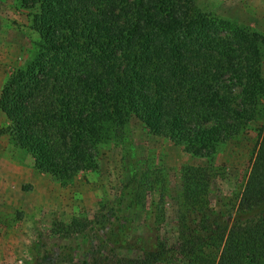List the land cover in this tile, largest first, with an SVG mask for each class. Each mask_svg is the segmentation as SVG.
Wrapping results in <instances>:
<instances>
[{"label":"trees","instance_id":"1","mask_svg":"<svg viewBox=\"0 0 264 264\" xmlns=\"http://www.w3.org/2000/svg\"><path fill=\"white\" fill-rule=\"evenodd\" d=\"M18 1L35 9L38 40L0 93L9 122L0 136L35 169L61 184L96 169L100 150L125 144L134 117L208 162L182 170L177 243L162 209L138 246H116L145 208L130 147L119 196L92 221L41 235L32 264H75L88 240L92 256L79 264L110 262L101 259L107 249L136 256L117 264H264V128L237 204L216 210L210 201L218 153L264 121V38L195 0Z\"/></svg>","mask_w":264,"mask_h":264},{"label":"rangeland","instance_id":"2","mask_svg":"<svg viewBox=\"0 0 264 264\" xmlns=\"http://www.w3.org/2000/svg\"><path fill=\"white\" fill-rule=\"evenodd\" d=\"M195 1L200 10L247 27L264 38V0ZM34 13L35 9H24L18 0H0V93L10 76L25 65L33 43L38 40L32 23ZM261 72L264 77V47ZM5 128L7 125L0 112V129ZM263 128V119L252 122L216 156L212 208L224 210L237 204ZM5 136L0 139V264H32L41 235L53 230L62 232L75 222L92 221L104 206L111 204L119 196L121 181L127 175L125 156L130 147H134L131 154L143 170L140 191L145 208L131 214V227L121 232L116 246L125 242L133 244L135 240L133 246H138L139 235L144 236L147 228L156 225L155 214L162 209L167 216L164 230L170 242L177 243L174 228L182 170L187 166L208 165L206 160L188 154L168 138L152 135L134 117L129 123L125 144L100 150L96 169L80 172L71 181L61 184L35 169L32 157L13 147L7 140L8 135ZM118 226L114 224V228ZM91 241L78 253L79 261L90 260ZM209 252L215 256L214 250ZM106 257L111 261L99 264H117L119 258H136L116 249L111 253L109 249L103 251L101 259Z\"/></svg>","mask_w":264,"mask_h":264},{"label":"crops","instance_id":"3","mask_svg":"<svg viewBox=\"0 0 264 264\" xmlns=\"http://www.w3.org/2000/svg\"><path fill=\"white\" fill-rule=\"evenodd\" d=\"M0 112H1V111H0ZM1 115H3V117H4V119H5V123H6L7 127H8L9 122H8L6 116H5L2 112H1ZM5 129H6V128H5ZM5 135H8V134H3L2 136H0V139H3V138H5V137H7V136H5ZM8 139H9V136H8L7 140H8Z\"/></svg>","mask_w":264,"mask_h":264}]
</instances>
